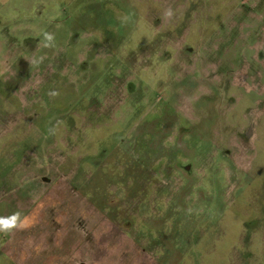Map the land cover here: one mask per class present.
I'll return each mask as SVG.
<instances>
[{
    "label": "rangeland",
    "instance_id": "obj_1",
    "mask_svg": "<svg viewBox=\"0 0 264 264\" xmlns=\"http://www.w3.org/2000/svg\"><path fill=\"white\" fill-rule=\"evenodd\" d=\"M129 2L0 0V264H156L138 204L187 213L180 264H264V2Z\"/></svg>",
    "mask_w": 264,
    "mask_h": 264
},
{
    "label": "flooded vegetation",
    "instance_id": "obj_2",
    "mask_svg": "<svg viewBox=\"0 0 264 264\" xmlns=\"http://www.w3.org/2000/svg\"><path fill=\"white\" fill-rule=\"evenodd\" d=\"M257 1L264 2V0H257ZM129 4L132 5L129 2V0H117V6H119V8L124 11V13H132L133 16L135 14L132 11L133 5L130 6ZM98 7H99L98 4H93L89 7V9L95 10L98 9ZM193 9L197 10L196 7H193ZM236 10L237 12H239V7H237ZM127 17L130 16L127 15L123 17L122 20H126L125 18ZM234 18L235 15L231 17V19ZM104 19H106V15L104 16ZM189 19H192V17L189 16ZM232 39L234 40V37H232ZM31 41H36V40L30 37L28 39H25L24 43L25 45H27L28 42ZM185 47L187 50L188 73H189L186 77H188L189 79H194V81L190 80L194 87L200 85L203 87L204 84L198 82V84L200 85H197V83H195V79L203 80L202 77L204 75L203 73L204 62H202L201 56H199L198 52L197 53L195 52L192 46L185 45ZM205 79L207 80V77H205ZM99 162L100 161L98 157L95 160V165H97ZM186 169L189 170V168ZM91 204L92 206L95 205L94 208L97 209L98 211H100L102 208L105 209L104 206L97 204L95 201H92ZM122 205L124 204H121V206ZM140 205L142 204H138L137 207L132 208V210H130V212L127 214L126 213L120 214L114 212V209H112L109 206V208L106 209L108 210L106 213V217L110 222V224H113V221L117 222L120 217L121 219L118 221L119 227L122 231L123 230L125 231L126 238L130 240L132 246L133 247L136 246L141 251L151 254L155 259L156 264H175L176 258H177V264H180L183 259H187L189 253H191L195 248V245L194 246L191 245V240L189 237L185 238L180 236V233L182 232L187 233V228H183L182 226H180L182 223L181 221L185 223L187 222V217H186L187 213L182 209L179 215H183L182 217L183 219L176 220L177 217L175 213L174 212L172 213V211H170L173 209V207H168L169 211H167L166 214H164L163 216L165 217L171 215V218L160 219L158 207L155 204H152L153 205L152 208L154 211L152 212V216L146 219L147 222L145 223V221L139 218V220H141L142 222L133 224L132 216H135V214L139 212ZM179 205L183 206V203H179ZM157 213L158 215L155 216ZM130 217L132 219H130ZM165 223L168 224V226L165 227ZM192 223H194V221H192ZM189 227H191V225ZM166 228L169 230L168 233L165 232L167 230ZM124 246L126 247L127 243ZM126 252L127 251H124V253ZM188 257H190V255Z\"/></svg>",
    "mask_w": 264,
    "mask_h": 264
},
{
    "label": "clouds",
    "instance_id": "obj_3",
    "mask_svg": "<svg viewBox=\"0 0 264 264\" xmlns=\"http://www.w3.org/2000/svg\"><path fill=\"white\" fill-rule=\"evenodd\" d=\"M6 223V222H5Z\"/></svg>",
    "mask_w": 264,
    "mask_h": 264
}]
</instances>
